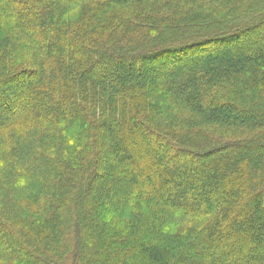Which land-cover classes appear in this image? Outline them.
Instances as JSON below:
<instances>
[{
  "label": "trees",
  "instance_id": "16d2710c",
  "mask_svg": "<svg viewBox=\"0 0 264 264\" xmlns=\"http://www.w3.org/2000/svg\"><path fill=\"white\" fill-rule=\"evenodd\" d=\"M0 116V264H264V0H0Z\"/></svg>",
  "mask_w": 264,
  "mask_h": 264
},
{
  "label": "rangeland",
  "instance_id": "374dc122",
  "mask_svg": "<svg viewBox=\"0 0 264 264\" xmlns=\"http://www.w3.org/2000/svg\"><path fill=\"white\" fill-rule=\"evenodd\" d=\"M240 45H242V44H237V45H235V46H240ZM207 57H204L203 59H206ZM119 61H121L122 62V64H121V62H118V61H110L109 63H107V64H105V66H106V69H108V71H115L117 68H120V65H123V67L125 68V69H127L126 71H124V73H123V76L122 77H128V76H130L131 75V73L133 72V70H134V68H131V67H133V66H131L129 63H127V62H124V60H119ZM103 64V63H102ZM97 71H99V68H95L94 70H90L89 71V73H96ZM153 71V69H151V68H149V69H147L146 71H144L143 73H142V77H146L148 74H150L151 72ZM156 72L154 73V74H156V75H166V73L168 72V70H166V69H162V68H160L159 70H155ZM153 74V73H152ZM241 105V104H240ZM245 105V104H244ZM259 105V104H258ZM247 106V105H246ZM261 106V105H260ZM260 106H258V109H260L261 107ZM19 109V108H18ZM20 111H22V110H18V111H16L15 113L17 114V113H20ZM1 118H3V119H7L6 117L7 116H0ZM0 118V119H1ZM234 129H236V128H234ZM234 129L232 130V131H230V130H227V129H225V128H223V127H221L220 128V126L219 127H210L209 126V128H208V130H209V132H211L213 135H215V136H218V137H220L221 138V140L223 139V140H227V139H233V140H239V139H241L242 138V136L243 135H247L248 134V130H242V129H237L236 131H234ZM230 136V138H229V136ZM255 150V149H254ZM259 151V152H258ZM264 149H261V147L259 146L258 148H257V151H253V150H251L250 149V151H249V153H252L254 156H255V159L259 162V163H257V167L259 166H261L262 164H263V157H264ZM263 154V155H262ZM208 159H209V157H208ZM183 161H185V159H183ZM179 162H182V160L180 159V160H178V161H176L175 162V164L176 163H179ZM190 163H191V165H192V162L190 161ZM174 164V163H173ZM107 183H108V181H107ZM260 201H261V199H260ZM260 201H258V202H260ZM261 204L262 205H260L259 204V207H257L258 209H255V211H254V213H251V214H248V217H247V220H246V223H248V224H250L251 222H254L255 223V226H260L261 225V223H259V222H257L256 220H255V216L257 215V214H264V201L262 200L261 201ZM255 220V221H254Z\"/></svg>",
  "mask_w": 264,
  "mask_h": 264
}]
</instances>
